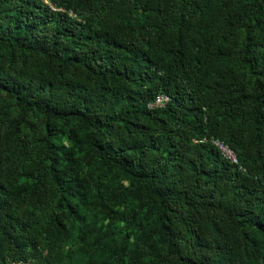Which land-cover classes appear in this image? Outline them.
Returning <instances> with one entry per match:
<instances>
[{
    "label": "trees",
    "instance_id": "trees-1",
    "mask_svg": "<svg viewBox=\"0 0 264 264\" xmlns=\"http://www.w3.org/2000/svg\"><path fill=\"white\" fill-rule=\"evenodd\" d=\"M0 264H264V0H0Z\"/></svg>",
    "mask_w": 264,
    "mask_h": 264
},
{
    "label": "built area",
    "instance_id": "built-area-1",
    "mask_svg": "<svg viewBox=\"0 0 264 264\" xmlns=\"http://www.w3.org/2000/svg\"><path fill=\"white\" fill-rule=\"evenodd\" d=\"M169 97L166 95H159L155 102L149 103L150 108L158 107V106H165ZM215 144L220 148V150L224 153V155L229 158L232 162H237L236 154L225 144H223L219 140L214 141Z\"/></svg>",
    "mask_w": 264,
    "mask_h": 264
},
{
    "label": "water",
    "instance_id": "water-1",
    "mask_svg": "<svg viewBox=\"0 0 264 264\" xmlns=\"http://www.w3.org/2000/svg\"><path fill=\"white\" fill-rule=\"evenodd\" d=\"M259 158H260V154H259Z\"/></svg>",
    "mask_w": 264,
    "mask_h": 264
}]
</instances>
